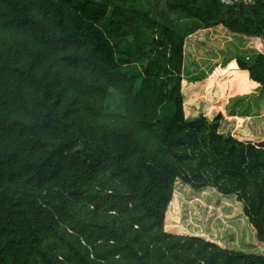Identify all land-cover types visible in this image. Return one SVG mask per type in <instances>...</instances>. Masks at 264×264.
Returning a JSON list of instances; mask_svg holds the SVG:
<instances>
[{
    "label": "trees",
    "instance_id": "1",
    "mask_svg": "<svg viewBox=\"0 0 264 264\" xmlns=\"http://www.w3.org/2000/svg\"><path fill=\"white\" fill-rule=\"evenodd\" d=\"M227 56L263 93L242 138L185 106ZM178 181L235 197L264 245V0H0V264H264L168 233Z\"/></svg>",
    "mask_w": 264,
    "mask_h": 264
},
{
    "label": "rangeland",
    "instance_id": "2",
    "mask_svg": "<svg viewBox=\"0 0 264 264\" xmlns=\"http://www.w3.org/2000/svg\"><path fill=\"white\" fill-rule=\"evenodd\" d=\"M96 1L109 3L111 9L122 5L144 12L153 10V0ZM175 20L180 32L190 27V22L180 16H176ZM205 51L209 52L204 49L203 52ZM212 53L215 54V51ZM244 54L247 58L251 55L245 51L240 54L241 57ZM231 58H218L206 64L201 62L204 64L200 77H204L190 85L191 96L185 99V106L187 112L195 109L196 114L212 106L224 110L230 134L242 138L247 135L246 126L250 114L249 108L246 111V104L259 100L263 93L247 75L239 73L236 60ZM139 71V66L131 69L133 73ZM256 109L257 104L252 106V111ZM167 232L172 235L201 237L224 249L264 257V245L257 242L256 233L244 216L243 205L235 197L223 195L213 188L195 190L178 181L170 204Z\"/></svg>",
    "mask_w": 264,
    "mask_h": 264
},
{
    "label": "built area",
    "instance_id": "3",
    "mask_svg": "<svg viewBox=\"0 0 264 264\" xmlns=\"http://www.w3.org/2000/svg\"><path fill=\"white\" fill-rule=\"evenodd\" d=\"M219 1L226 6H238L239 4L253 3L255 0H219Z\"/></svg>",
    "mask_w": 264,
    "mask_h": 264
}]
</instances>
